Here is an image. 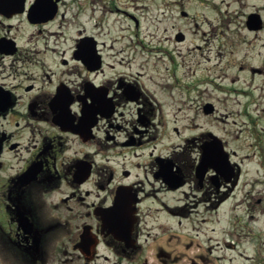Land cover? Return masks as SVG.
Listing matches in <instances>:
<instances>
[{
  "label": "flooded vegetation",
  "instance_id": "af4514ba",
  "mask_svg": "<svg viewBox=\"0 0 264 264\" xmlns=\"http://www.w3.org/2000/svg\"><path fill=\"white\" fill-rule=\"evenodd\" d=\"M189 1L177 0L183 26L199 18ZM210 1L229 71L264 76V0ZM32 3L0 0V264H218L216 214L233 234L238 206L264 213V137L203 129L180 144L163 77L108 62L85 28L62 36L68 0ZM105 88L110 107L93 99Z\"/></svg>",
  "mask_w": 264,
  "mask_h": 264
},
{
  "label": "rangeland",
  "instance_id": "374dc122",
  "mask_svg": "<svg viewBox=\"0 0 264 264\" xmlns=\"http://www.w3.org/2000/svg\"><path fill=\"white\" fill-rule=\"evenodd\" d=\"M197 1L186 4L198 14L199 26L191 19L183 26L177 0H114L113 8L110 0H68L71 8L64 20L67 29L62 36L74 35L78 28H85L106 42L104 55L108 62L116 64V60L124 59L122 62H128L130 69L149 70L163 77L167 85L163 102L171 113L175 105L180 107V144L185 136L203 129H212L223 137H258L254 132L264 137V76L236 72L235 68L229 71L230 55L222 46L225 35L219 28L211 30L214 15L211 1ZM121 9L136 14L139 25L128 23ZM180 30L187 34L184 42L176 39ZM197 44L202 48H196ZM175 81L180 88L171 87ZM207 102L217 107L215 115L204 113ZM236 212L241 221L233 222L232 230H238L233 234L225 231L230 226L224 211L216 214V233L210 235L217 238L218 264H257L256 251L260 246L264 249V213L252 219L250 207L238 206ZM240 228L253 231L241 232ZM253 235L259 237L252 238ZM225 241H233L235 248L227 249Z\"/></svg>",
  "mask_w": 264,
  "mask_h": 264
},
{
  "label": "snow or ice",
  "instance_id": "6c2138e0",
  "mask_svg": "<svg viewBox=\"0 0 264 264\" xmlns=\"http://www.w3.org/2000/svg\"><path fill=\"white\" fill-rule=\"evenodd\" d=\"M40 4H41V0H33V3L31 5V7L33 8V10H38L40 8ZM87 62V61H86ZM127 90L129 92V94H131L132 92V86L131 85H128L127 86ZM102 94L100 97H93L94 100H97L99 99L100 102H102L106 107H110L111 106V100H104L103 99V96L104 95H107V89H102L101 90ZM224 161L226 162V157L224 158ZM205 162L210 165L211 167H215L217 168L218 170L220 169V163L218 161V159L216 158H213L212 155L210 154V151H209V146H205ZM215 179V177H213Z\"/></svg>",
  "mask_w": 264,
  "mask_h": 264
},
{
  "label": "water",
  "instance_id": "95a60500",
  "mask_svg": "<svg viewBox=\"0 0 264 264\" xmlns=\"http://www.w3.org/2000/svg\"><path fill=\"white\" fill-rule=\"evenodd\" d=\"M178 38L180 39V34L178 35ZM209 106H211L210 104H208L206 107L209 109ZM207 109V110H208ZM217 152V154L219 153V155L218 156H221V155H223V153L222 152H220V151H216Z\"/></svg>",
  "mask_w": 264,
  "mask_h": 264
},
{
  "label": "bare ground",
  "instance_id": "6f19581e",
  "mask_svg": "<svg viewBox=\"0 0 264 264\" xmlns=\"http://www.w3.org/2000/svg\"><path fill=\"white\" fill-rule=\"evenodd\" d=\"M89 23V22H88Z\"/></svg>",
  "mask_w": 264,
  "mask_h": 264
}]
</instances>
